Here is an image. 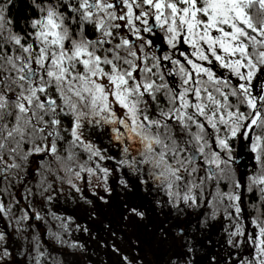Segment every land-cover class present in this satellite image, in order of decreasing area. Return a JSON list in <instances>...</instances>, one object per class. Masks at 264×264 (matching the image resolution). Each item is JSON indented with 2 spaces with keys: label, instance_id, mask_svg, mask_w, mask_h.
I'll return each mask as SVG.
<instances>
[{
  "label": "snow or ice",
  "instance_id": "snow-or-ice-1",
  "mask_svg": "<svg viewBox=\"0 0 264 264\" xmlns=\"http://www.w3.org/2000/svg\"><path fill=\"white\" fill-rule=\"evenodd\" d=\"M17 7L0 0V264L84 251L66 195L118 264H264V0ZM153 213L162 256L129 235Z\"/></svg>",
  "mask_w": 264,
  "mask_h": 264
},
{
  "label": "trees",
  "instance_id": "trees-1",
  "mask_svg": "<svg viewBox=\"0 0 264 264\" xmlns=\"http://www.w3.org/2000/svg\"><path fill=\"white\" fill-rule=\"evenodd\" d=\"M26 2L27 0H16L18 7L17 9H14V13L21 20L27 14L25 10ZM56 208H58L59 211L63 214L74 216L77 219L78 223L89 225L91 228V233L89 234L83 232H76L73 234L74 239H77L80 243L85 245V249L83 252L72 250L66 247L60 248L59 246L54 245L53 247L56 248V251L52 252V256L56 259L63 260L64 264H85V261L88 262V256H90V252H88L90 245L89 243H91L90 240L94 239L96 241L94 243L98 245V243L105 239L104 236L107 235L102 223L99 221L93 222L88 220L86 209L81 207L80 205L74 204L71 195L61 197L59 204L56 205ZM151 216H154V214H152ZM151 216L149 217L148 221H146L144 224L138 225L139 229L134 228L133 231L129 233V235H131L133 239H135L136 236L139 235L141 238L145 239L149 245L151 244V241L155 240L153 236L155 228L153 226L146 225L149 221H151ZM145 226H147V229L145 228ZM213 231L214 230H211L209 232V237H212ZM11 247L19 248L21 247V244L20 242H17L16 244H12ZM127 247L128 244L126 236L124 243L121 244V248L122 250H126ZM95 251L97 250H94V253ZM97 255L99 254L97 253Z\"/></svg>",
  "mask_w": 264,
  "mask_h": 264
},
{
  "label": "flooded vegetation",
  "instance_id": "flooded-vegetation-1",
  "mask_svg": "<svg viewBox=\"0 0 264 264\" xmlns=\"http://www.w3.org/2000/svg\"><path fill=\"white\" fill-rule=\"evenodd\" d=\"M241 163H246V161H241ZM154 214V213H153ZM159 223V219L155 216H151V221L146 224L147 226H155ZM6 226V222L0 220V228H4ZM147 226L145 228L147 229ZM139 229V226L136 227ZM149 228V227H148ZM104 240H102L100 243L95 244L96 242L94 239H91L89 243V249L88 252H90V256H88L87 260L88 262L85 261V264H118V258L111 253L110 249L106 246L105 242L109 241V237L107 235L104 236ZM151 251L155 252L157 255L162 256L163 255V246H158V242L156 240L151 241ZM121 246V245H120ZM94 250L95 251L94 253ZM145 251H149L148 248H145ZM97 253L99 255H97ZM97 255V256H96ZM154 257L152 255L148 256V260H152Z\"/></svg>",
  "mask_w": 264,
  "mask_h": 264
},
{
  "label": "rangeland",
  "instance_id": "rangeland-1",
  "mask_svg": "<svg viewBox=\"0 0 264 264\" xmlns=\"http://www.w3.org/2000/svg\"><path fill=\"white\" fill-rule=\"evenodd\" d=\"M4 222V221H3ZM5 223V222H4Z\"/></svg>",
  "mask_w": 264,
  "mask_h": 264
}]
</instances>
